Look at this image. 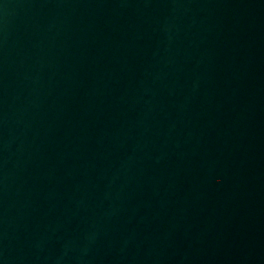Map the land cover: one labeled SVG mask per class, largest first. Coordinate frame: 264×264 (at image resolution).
<instances>
[{
	"label": "water",
	"instance_id": "water-1",
	"mask_svg": "<svg viewBox=\"0 0 264 264\" xmlns=\"http://www.w3.org/2000/svg\"><path fill=\"white\" fill-rule=\"evenodd\" d=\"M0 264H264V0H0Z\"/></svg>",
	"mask_w": 264,
	"mask_h": 264
}]
</instances>
